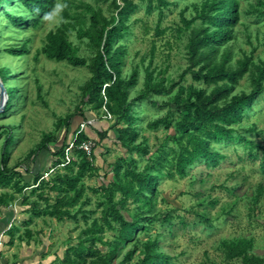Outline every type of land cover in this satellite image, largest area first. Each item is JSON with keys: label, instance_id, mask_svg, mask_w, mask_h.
<instances>
[{"label": "trees", "instance_id": "trees-1", "mask_svg": "<svg viewBox=\"0 0 264 264\" xmlns=\"http://www.w3.org/2000/svg\"><path fill=\"white\" fill-rule=\"evenodd\" d=\"M57 1L0 0V12L5 4L24 9L27 15L11 14L10 11H4V15L8 22L20 28H25L29 22L27 18L33 16L32 25L38 28ZM95 1L97 7L83 4V13L65 11L64 16L69 22L49 32L39 50V54L51 61L69 62L75 67L88 69L90 78L81 87V106L77 113L84 122L87 121V114H92L93 122L86 124V131L81 130L80 126L76 129L73 127V143L69 144V129L77 115H69L64 120L66 129L60 149L54 153L57 157L54 167L58 169L68 163L64 166L66 173L57 171L49 180L41 174L35 175L31 195L39 193L38 198L45 203V207L41 209L39 200L31 202L30 197L26 196L22 205L28 207L24 209L26 213L30 212L34 217H48L58 223L66 219L78 221L79 216L88 222L97 211H101L100 219L92 221L83 231L79 244L68 245L63 257L55 256L52 264H114L121 249L129 242L133 246L121 264H172L173 258L161 252L159 247L163 233L151 236L147 232L144 239L135 238L138 231L146 232L156 221L169 228L173 225L174 212L155 213L157 198L161 195L158 189L160 181L163 178L174 179L175 176L185 178L192 168L201 163L210 168L217 167L226 158L221 149L233 143H245L252 147L251 152L255 148H262L247 137V134H259L256 125H249L245 129L243 124L256 114L257 103L264 96V59L258 56L255 60L254 48L250 55L244 52L241 58L234 60L233 43L238 40L236 28L247 25L242 21V16H254L257 20L264 17V0H201L200 4L193 5L195 16L191 20L184 19V26L178 29L180 38L183 30H190L185 55L187 66L178 81L165 77L166 71L158 66L153 67L155 39L151 51L141 55L137 64L130 61L132 67L125 71L130 59L129 47L136 37L135 26L142 22V19L134 16L136 12L141 8H145L147 16L158 12L160 19L154 36L159 38L166 34V29L161 28L162 20L167 11L178 5V0ZM244 4L246 8H243ZM103 6H106V11ZM145 26V34H148L149 28L147 24ZM71 31L77 32L76 38L81 43L88 40L90 56H78L79 48L69 39ZM32 42V37H29L22 44L5 49V53L15 58L23 57L30 52ZM262 46L264 48V42ZM141 69L144 77L143 85L139 88ZM187 77L192 82L184 85ZM12 79L10 69L0 67V81L8 97L5 110L0 114L2 119L10 115L17 101L19 89L10 85ZM243 80H246L245 85L241 86ZM241 87L245 89L236 93ZM39 98L42 100L41 95ZM146 103L157 114L163 110L165 113L152 120L143 118L138 109ZM83 108H87L88 112L85 113ZM102 121L112 124L104 130ZM143 122H146L145 127ZM16 129V126L9 124L0 126V140L4 138L0 189L12 188L16 194H22L30 185H22V173L9 167L11 148L17 140ZM88 130L96 135L98 145L110 140L111 132L114 141L125 152L108 165L113 179L106 182L101 178L103 184L94 190L99 195L96 210L85 209L91 205V198L85 197L83 180L87 176L101 177L95 162L101 159L103 150L105 153L109 150L94 147L88 154L80 149L83 143L92 141ZM160 130L163 136H156L158 146L151 150L146 135L142 136L143 132ZM53 140L52 136L46 135L24 162L29 163L39 152H50L49 145ZM55 141H58L57 138ZM71 145L75 147L73 156L76 159L69 160L66 152ZM50 153L53 154L52 151ZM103 162L106 163L105 160ZM261 169L264 172V152ZM26 171L29 172L28 167ZM262 194L263 190L258 189L252 200L254 205L258 204ZM9 199L16 200L8 193L0 195V206H8ZM166 199L162 197L163 202ZM81 200V206L73 212L72 209ZM131 202L133 209L129 208ZM31 221H24L25 236L18 237L22 242L33 238V232L27 227ZM205 222L211 226L209 220ZM105 228L116 233L115 241L103 242ZM19 231L14 226L9 232L10 244L14 243ZM97 243L105 246L106 250L108 248V251L101 250ZM222 246L228 264L238 260L243 264H264L263 257L251 255L254 247L252 238L224 241ZM134 259L137 261L134 262Z\"/></svg>", "mask_w": 264, "mask_h": 264}, {"label": "rangeland", "instance_id": "rangeland-1", "mask_svg": "<svg viewBox=\"0 0 264 264\" xmlns=\"http://www.w3.org/2000/svg\"><path fill=\"white\" fill-rule=\"evenodd\" d=\"M199 2L201 0H178V5L167 11L163 18L161 28L166 29V34L159 38L154 36L160 19L158 12L147 16L145 8L137 11L134 16L136 19H142V22L135 26L136 37L129 47L130 59L127 60L128 65L125 71L132 67L130 61L137 64L141 55L151 51L152 41L155 39L156 57L153 67L158 66L166 71L165 77L178 81L180 74L187 66L185 55L190 33V30H183L180 38L178 29L184 26V19L191 20L195 16L196 12L193 5ZM83 4L98 6L95 0H58L50 15L43 18V22L38 28L33 27L34 18L33 16L30 17L29 14V18H27L29 22L25 28L11 24L4 15V11H10L11 14L27 15L24 9L5 4L0 12V67L10 69L13 73L10 85L19 89L17 101L14 104L15 108L7 118H0V126L9 124L17 127L15 131L17 140L11 148L9 167L16 168L22 173V185H30L22 194H16L12 188L0 189V195L8 193L16 199H9V205H17L20 208L22 206V209H28L27 206L22 205L23 198L26 196L30 197L31 202L39 200L40 208L43 209L45 203L38 198L39 193L31 195L34 186L33 179L38 174L49 180L57 171L61 174L66 173L64 166L68 163L58 169L54 167L57 160L54 153L60 149L59 145L62 144L61 139L66 129L63 124L64 120L69 115H77L69 129L71 130L68 137L69 144L73 143V134L71 133L73 127L76 129L80 126L81 130L86 131V124L89 125L93 122L92 114H87V121L84 122L82 116L77 113L78 107L81 106V87L90 78L88 69L75 67L69 62L51 61L45 55L39 54L47 34L56 31L62 23L69 22V19L64 16L65 11L70 10L71 14L83 13ZM103 7L106 11V6ZM243 8H246L245 4ZM242 21H245L247 28L246 26L236 28L238 40L233 43L235 48L234 60L241 58L244 52L250 55L254 48H256L255 60L258 56L264 59L262 46L264 42V17L257 20L254 16H242ZM145 24L149 28L148 34H145ZM76 36V31L69 33L70 41L79 48L78 56H90V49L87 46L88 40L81 43ZM29 37H32L33 42L29 45L30 52L27 55L15 58L5 53V49L20 45ZM137 53L139 56H136ZM141 72L139 88L143 85L144 73L142 69ZM187 79L188 81L184 82V85L192 82L189 77ZM245 81H241L240 85L244 86ZM243 89L245 87L238 88L236 93ZM39 95L42 96V100ZM257 108L256 114L245 120L243 125L245 129L249 125H256L259 134H247V137L256 144H260L262 148H255L251 152V146H247L245 143H233L221 149V153L226 158L221 160L217 167L210 168L201 163L192 168L185 178L179 176H175L174 179L163 178L158 186L161 195L157 198L155 213L174 212L172 215L173 225L169 228L156 221L146 232L138 231L136 239H144L147 232L151 236L163 233L159 247L161 252L173 258L172 264H228L225 261L222 243L239 238H252L254 247L251 255L264 258V172L261 169L264 152V96L257 103ZM83 110L85 113L88 112L87 108H83ZM138 110L147 120H152L154 117L165 113L163 110L157 114L155 109L147 103L142 104ZM101 124L104 126L103 129L107 130L112 122L102 121ZM142 125L145 127L146 122H143ZM87 132L91 136V142L97 143L94 146L95 149L105 148L109 150L105 153L102 149L101 159L95 162L100 169L99 175L101 177L87 176L83 180L85 197L91 198V205L85 209L96 210L99 195L95 194L94 190L101 187L103 179L106 182L113 179V173L107 169L108 165L125 152L114 141L111 132L109 133L110 140H105L101 145H98L94 133L89 130ZM162 132V130L143 132L142 136L146 135L151 150H155L158 146L159 142L156 136L162 137ZM242 133L244 134L243 131ZM46 135H50L54 139L49 145L53 154L50 153L51 151H42L29 163H25L29 153L40 145ZM56 138L57 142L55 141ZM3 139L0 140V161ZM139 141L141 142V140ZM74 152L75 147L71 145L66 152L69 160L76 159L74 158L76 156H73ZM47 158H49L48 163ZM104 160L106 163L103 162ZM26 167H28L29 172L26 171ZM105 171H107L106 176ZM37 186L35 185V187ZM260 188L263 190V194L258 204L254 205L252 200ZM163 196L167 197L166 202H163ZM82 201L72 209L73 212L81 206ZM129 208H134L132 202ZM252 208L256 210L253 211ZM23 215L15 226L20 229L15 236L17 241L19 242V236H25L24 221L32 220L27 227L34 234H41L44 237V242L39 240V245H37L34 254L41 256L42 262L49 264L54 262L55 256L62 255L63 257L64 250L68 245L79 244V237L92 221L100 219L101 211H97L92 220L88 222H85L82 216H79L78 221L66 219L62 223H58L48 217H34L30 212H25ZM205 220H209L211 226H208ZM115 235L114 231L105 228L103 242L115 241ZM41 236L35 237L40 238ZM97 245L101 250L108 251V248L106 250L102 244L97 243ZM132 246V242L127 243L119 252L114 264H121ZM18 261L19 264H25L21 260ZM136 261L134 259V262ZM231 264L243 263L238 260Z\"/></svg>", "mask_w": 264, "mask_h": 264}, {"label": "crops", "instance_id": "crops-1", "mask_svg": "<svg viewBox=\"0 0 264 264\" xmlns=\"http://www.w3.org/2000/svg\"><path fill=\"white\" fill-rule=\"evenodd\" d=\"M48 159L49 158H47V163ZM44 162L46 161L44 160ZM19 208L20 207L17 205L0 206V264H19L18 260L25 262V264H45L42 262L40 258L41 256L34 254L37 245H39V240L44 242V237H42L41 234L33 233V238L25 240L24 242L19 239L18 242L15 237L14 243L10 244L11 236L9 235V232L14 226H16L20 217L25 213V210L22 209V207ZM37 235H40L41 237H35Z\"/></svg>", "mask_w": 264, "mask_h": 264}, {"label": "water", "instance_id": "water-1", "mask_svg": "<svg viewBox=\"0 0 264 264\" xmlns=\"http://www.w3.org/2000/svg\"><path fill=\"white\" fill-rule=\"evenodd\" d=\"M0 94H1V101H0V113L5 110V107L8 103L7 93L5 92L4 86L0 82ZM7 99V100H6Z\"/></svg>", "mask_w": 264, "mask_h": 264}, {"label": "built area", "instance_id": "built-area-1", "mask_svg": "<svg viewBox=\"0 0 264 264\" xmlns=\"http://www.w3.org/2000/svg\"><path fill=\"white\" fill-rule=\"evenodd\" d=\"M94 146L95 144L89 141V142L83 143L80 146V149H83L86 153L90 154L93 151Z\"/></svg>", "mask_w": 264, "mask_h": 264}]
</instances>
